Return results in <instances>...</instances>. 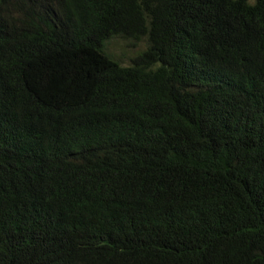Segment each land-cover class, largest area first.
I'll list each match as a JSON object with an SVG mask.
<instances>
[{"label": "trees", "instance_id": "16d2710c", "mask_svg": "<svg viewBox=\"0 0 264 264\" xmlns=\"http://www.w3.org/2000/svg\"><path fill=\"white\" fill-rule=\"evenodd\" d=\"M0 264H264V0H0Z\"/></svg>", "mask_w": 264, "mask_h": 264}, {"label": "rangeland", "instance_id": "374dc122", "mask_svg": "<svg viewBox=\"0 0 264 264\" xmlns=\"http://www.w3.org/2000/svg\"><path fill=\"white\" fill-rule=\"evenodd\" d=\"M120 40H115L108 45V50L110 54H113L122 64H129L131 60L137 56L142 47L134 48L124 42L123 39Z\"/></svg>", "mask_w": 264, "mask_h": 264}]
</instances>
